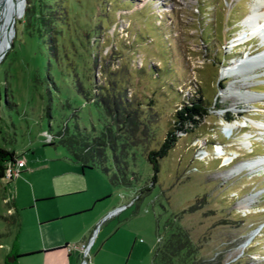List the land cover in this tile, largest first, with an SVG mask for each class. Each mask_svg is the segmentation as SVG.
<instances>
[{
  "label": "rangeland",
  "instance_id": "1",
  "mask_svg": "<svg viewBox=\"0 0 264 264\" xmlns=\"http://www.w3.org/2000/svg\"><path fill=\"white\" fill-rule=\"evenodd\" d=\"M36 1L25 0L24 11L16 18L13 46L0 61V148L14 151L26 163L10 183L0 179V264H40L39 258L21 256L25 247L41 242L35 235L39 212L27 206L14 216L13 203L19 211L34 201L30 202L33 191L48 167L76 162L56 137L66 123L71 131L75 123L90 132L100 127L95 107L80 100L75 110L53 107L47 116L45 91L33 82L37 52L27 28ZM121 1L114 0V5L104 0L112 20L104 31L108 44L98 51L95 79L101 84L106 80L101 68L125 71L126 61L132 69H143L134 75L126 96L144 102L143 110L151 114L143 111L144 119L156 132L141 125L133 129L139 134L134 143L111 133L107 144L114 150L106 148L104 159L108 171L93 167L86 194L48 206L90 203L92 193L99 191L101 204L116 207L96 228L94 236L99 235L92 250L87 255L80 252V264H264V166L224 176L235 165L264 156V130L256 126L264 124V68L253 70L249 78L223 72L233 60L264 50L257 37L233 42L249 30L242 21L253 0H123L130 2L127 6ZM136 34L141 38L135 39ZM113 37L134 47L109 58L113 43L121 45ZM148 67L164 74L158 78ZM197 89L208 100V113L192 133L177 131V143L160 160L157 181L152 182L145 154L159 145L176 109L194 98ZM237 92L245 94L243 99L235 100ZM226 112L234 119L230 123H236L230 132ZM49 136L53 144L45 142ZM226 156L231 157L227 162ZM242 199L253 203L239 207ZM118 208L122 209L116 212ZM11 217L17 218L20 234L16 235ZM108 232V240L99 243ZM16 245L20 256L9 261L16 256Z\"/></svg>",
  "mask_w": 264,
  "mask_h": 264
},
{
  "label": "trees",
  "instance_id": "2",
  "mask_svg": "<svg viewBox=\"0 0 264 264\" xmlns=\"http://www.w3.org/2000/svg\"><path fill=\"white\" fill-rule=\"evenodd\" d=\"M121 2L126 4L124 6L130 3L123 0ZM107 3L116 5L114 0H107ZM107 3H104V0H52L51 4H46V0H37L33 3L27 27L32 39L31 44L37 52L38 70L33 73V82L40 84L45 91L47 116L51 117L50 110L53 107H67L75 110L77 107L74 106L79 100L94 106L98 115L100 123L98 131L92 127L90 132L86 127L81 128L78 123L74 124L71 131L66 123L56 135L58 142L67 147L83 167L101 166L105 172L108 171L104 166L105 149L109 148L112 152L114 150L107 144L111 133L118 132L127 143L128 140L129 142L136 141L137 138L139 140L138 130L133 133V129H140L142 125L146 130L153 131L155 127L144 119L146 114H143V111L150 114V111L143 110L144 102L138 101L135 96L134 99L126 96L134 75L143 73V69H132L126 61L125 71L112 70L110 67L107 70L106 67L101 68L102 76H105L106 80L101 84L95 79L98 51L99 48L108 44L103 37L105 29L109 27L112 20ZM47 7L49 11H46ZM93 37L95 42L92 43L90 40ZM139 37L141 38L136 34L135 39ZM51 38L54 40L52 44ZM114 38L117 40L116 37H113V40ZM117 41V44L120 43L122 47L120 44L116 47L117 45L113 43L112 53L107 54L109 58L114 59L115 54H118L121 49L132 50L134 47L133 43L126 44L123 39ZM148 69L158 78L164 74L163 70L155 71L150 67ZM56 80L59 84L53 86ZM169 85L173 84L170 82ZM194 94V98H189L180 105L179 109H176L171 126L159 145L149 148L145 154L152 171V182L157 181L160 160L166 157L177 143L179 138L177 131L185 134L192 133V130L199 126V119L208 113L205 105L208 100L202 91L197 89ZM2 95L3 90L0 86V98ZM229 115L226 112L224 116L227 123L234 120ZM154 131L153 134L156 132ZM92 133L95 135L90 138ZM134 146L138 145L134 144ZM17 158L14 151L0 148V179L4 178L7 164L14 163ZM112 178L117 179L115 174H112ZM11 180L9 179L8 183ZM11 219V224L16 226L17 219L15 217Z\"/></svg>",
  "mask_w": 264,
  "mask_h": 264
},
{
  "label": "crops",
  "instance_id": "3",
  "mask_svg": "<svg viewBox=\"0 0 264 264\" xmlns=\"http://www.w3.org/2000/svg\"><path fill=\"white\" fill-rule=\"evenodd\" d=\"M68 161L70 163L66 165L56 163L54 166L45 167L48 170L42 172L43 177L42 181H40V186L33 191L30 200V202L33 199L34 201L28 203L19 211L16 209L15 203H13V209H11V213L14 216L19 215L27 206H29V209H36L39 212L35 235L38 236V239L41 238V242L25 247L27 249L23 251L24 253L21 256L39 258L40 264H80L82 256L80 251L69 250L68 247L73 244L86 243L91 236H94L96 228L103 222L107 214L113 208H116L101 204L104 199L99 191L92 193L93 197L90 200H94V203L92 201L90 203L77 201L74 203H61L52 207L48 206L57 199L80 196L88 192L87 176L94 168L83 167L78 161ZM25 167L26 163L21 173ZM89 216L91 218H88V220L83 219V217L87 218ZM15 229L16 235L21 233L18 223ZM109 233L103 235L99 243L103 244L108 240L106 238ZM98 235L94 236L89 252L92 250ZM17 249L18 247L15 248V254L18 257L20 255Z\"/></svg>",
  "mask_w": 264,
  "mask_h": 264
},
{
  "label": "bare ground",
  "instance_id": "4",
  "mask_svg": "<svg viewBox=\"0 0 264 264\" xmlns=\"http://www.w3.org/2000/svg\"><path fill=\"white\" fill-rule=\"evenodd\" d=\"M15 6L19 11H21L19 17L22 15L25 7V1L22 3L21 0L15 1ZM5 11V10H4ZM1 17V16H0ZM7 17V15H6ZM18 18V17H17ZM1 20V19H0ZM5 20V19H4ZM242 27L248 28L249 32L246 30L243 31L244 33H239L238 36L233 40L236 44H241L246 42L247 40H250L251 38L257 37L260 39L261 44H264V0H253L250 4V12L245 16L244 20L242 21ZM6 38V36L4 37ZM5 39L0 43V51L4 46ZM253 62V65H249ZM251 66V67H250ZM257 68H264V50L260 51L258 55L251 56L250 53L245 56L243 60L236 61L233 60L232 64L229 66H226V69H224V75L225 76H241L245 75L246 78H249L253 70ZM245 96L242 92H237V95L235 96V100L243 99L242 96ZM259 129L264 130V124L259 123L256 125ZM228 129L227 131L230 132L234 128H236V123H230L227 125ZM251 142L247 141L245 142L246 146H249ZM244 145V143L242 142ZM216 151H222V149L217 148ZM206 153V152H205ZM217 157L221 156V153L216 154ZM231 159L230 156L225 157V162L229 161ZM234 169H230L227 172L224 173V176H232L235 174H238L241 170H247L250 173L254 171V169L262 168L264 166V156L260 157L258 159L248 161V162H242L237 165ZM251 199V198H250ZM253 203L252 200L249 199H242L237 202V205L239 207L245 208L248 205H251Z\"/></svg>",
  "mask_w": 264,
  "mask_h": 264
},
{
  "label": "water",
  "instance_id": "5",
  "mask_svg": "<svg viewBox=\"0 0 264 264\" xmlns=\"http://www.w3.org/2000/svg\"><path fill=\"white\" fill-rule=\"evenodd\" d=\"M15 1L16 0H0V43L5 39L4 46L0 51V61L13 46L12 38L14 36L15 22L16 18L21 14V11L15 6ZM21 1L23 3L25 0ZM5 36L6 38H4ZM13 260H15V257L9 261Z\"/></svg>",
  "mask_w": 264,
  "mask_h": 264
},
{
  "label": "built area",
  "instance_id": "6",
  "mask_svg": "<svg viewBox=\"0 0 264 264\" xmlns=\"http://www.w3.org/2000/svg\"><path fill=\"white\" fill-rule=\"evenodd\" d=\"M51 138L52 137L49 136L45 140V142L50 143L52 140ZM24 165H25V162H24V159H22V158H17L14 163L7 164L6 169H5V175H4L3 179H5L6 181H8L9 179H13L15 176H17L18 174L21 173V170L24 167ZM120 209H122V208L115 209V211L119 212V211H121ZM93 238H94V236H91L86 243L73 244V245H70L68 248H69V250H71V249L78 250L83 255H87L89 250H90V247L92 245ZM83 264H86V263L83 262Z\"/></svg>",
  "mask_w": 264,
  "mask_h": 264
},
{
  "label": "flooded vegetation",
  "instance_id": "7",
  "mask_svg": "<svg viewBox=\"0 0 264 264\" xmlns=\"http://www.w3.org/2000/svg\"><path fill=\"white\" fill-rule=\"evenodd\" d=\"M17 258V255L15 256V259Z\"/></svg>",
  "mask_w": 264,
  "mask_h": 264
}]
</instances>
